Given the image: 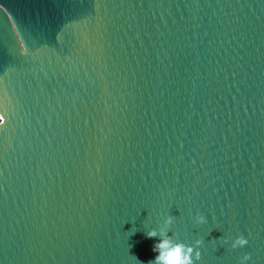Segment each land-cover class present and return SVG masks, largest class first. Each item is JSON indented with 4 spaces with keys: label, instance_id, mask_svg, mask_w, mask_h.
<instances>
[{
    "label": "water",
    "instance_id": "obj_1",
    "mask_svg": "<svg viewBox=\"0 0 264 264\" xmlns=\"http://www.w3.org/2000/svg\"><path fill=\"white\" fill-rule=\"evenodd\" d=\"M0 113V264H264V0H0Z\"/></svg>",
    "mask_w": 264,
    "mask_h": 264
},
{
    "label": "clouds",
    "instance_id": "obj_2",
    "mask_svg": "<svg viewBox=\"0 0 264 264\" xmlns=\"http://www.w3.org/2000/svg\"><path fill=\"white\" fill-rule=\"evenodd\" d=\"M20 52L24 53L25 48L20 47ZM6 122L5 115L0 113V126L4 125ZM204 216L197 214L195 217L196 222L203 223ZM173 217L171 215L165 217V224L171 225ZM148 238H154L159 236V240L154 244L153 251L158 253L154 260L149 261L148 264H194V260L200 259L199 247H196L195 251L193 246L190 244H185L180 240H174L165 229H149L146 232ZM202 243L200 239H196L195 244L199 246ZM248 243L247 239L238 235L233 240L231 247L237 248L242 247ZM249 255L245 254L241 258L240 264H244L245 261L249 259Z\"/></svg>",
    "mask_w": 264,
    "mask_h": 264
}]
</instances>
